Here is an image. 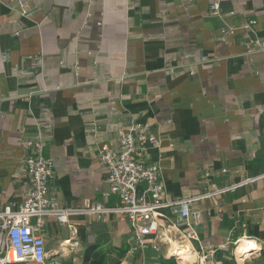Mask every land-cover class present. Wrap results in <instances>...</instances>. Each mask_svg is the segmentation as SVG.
<instances>
[{
  "label": "crops",
  "instance_id": "obj_1",
  "mask_svg": "<svg viewBox=\"0 0 264 264\" xmlns=\"http://www.w3.org/2000/svg\"><path fill=\"white\" fill-rule=\"evenodd\" d=\"M23 1L0 0V211L30 186L28 141L54 162L62 206L116 207L100 151L132 123L167 197L195 199L145 250L116 215L48 218L46 264H173L172 243L191 264L220 245L222 264H264V180L202 198L264 174V0Z\"/></svg>",
  "mask_w": 264,
  "mask_h": 264
},
{
  "label": "built area",
  "instance_id": "obj_2",
  "mask_svg": "<svg viewBox=\"0 0 264 264\" xmlns=\"http://www.w3.org/2000/svg\"><path fill=\"white\" fill-rule=\"evenodd\" d=\"M23 5L24 1L21 0ZM218 8V4L211 5L213 12L218 11ZM141 130L139 123L130 124L121 135L118 148L104 146L100 151V164L108 173L109 195L119 197L116 207L97 204L80 210L62 206L52 193L56 178L54 162L44 156L45 145L42 141H28V155L24 164L30 186L22 203L8 205L0 211V264H46L44 228L48 218H55L58 223L65 224L69 217L80 213L99 215L104 220L110 215L119 216L130 223L135 242L142 250L155 245L163 235L167 210L178 207L181 217L190 219V205L195 199L168 198L159 166L143 163V148L138 144ZM150 142L157 144L155 138H151ZM205 177L210 179L211 174L208 172ZM260 180H264V174L231 186L214 188L202 198L223 195ZM199 220V216L195 215L194 223L197 224ZM188 226V237L195 240L192 224ZM228 249L227 245H220L209 254L200 256L197 264H222L215 254L218 250Z\"/></svg>",
  "mask_w": 264,
  "mask_h": 264
},
{
  "label": "bare ground",
  "instance_id": "obj_3",
  "mask_svg": "<svg viewBox=\"0 0 264 264\" xmlns=\"http://www.w3.org/2000/svg\"><path fill=\"white\" fill-rule=\"evenodd\" d=\"M256 248H257V245L254 242H246V241H244V242H242L241 246L238 248V252L247 253L248 251H251L252 249H256ZM171 249L173 251H178L179 252L183 248L177 243H172L171 244Z\"/></svg>",
  "mask_w": 264,
  "mask_h": 264
},
{
  "label": "rangeland",
  "instance_id": "obj_4",
  "mask_svg": "<svg viewBox=\"0 0 264 264\" xmlns=\"http://www.w3.org/2000/svg\"><path fill=\"white\" fill-rule=\"evenodd\" d=\"M184 249H182L183 251ZM174 251V256L172 257V260L174 261L173 264H191L192 258L190 257L189 253H182ZM178 262V263H177Z\"/></svg>",
  "mask_w": 264,
  "mask_h": 264
},
{
  "label": "trees",
  "instance_id": "obj_5",
  "mask_svg": "<svg viewBox=\"0 0 264 264\" xmlns=\"http://www.w3.org/2000/svg\"><path fill=\"white\" fill-rule=\"evenodd\" d=\"M170 262H174L173 260H171Z\"/></svg>",
  "mask_w": 264,
  "mask_h": 264
}]
</instances>
